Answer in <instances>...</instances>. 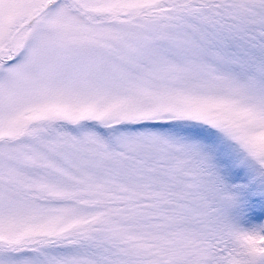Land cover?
Masks as SVG:
<instances>
[{
    "label": "snow or ice",
    "instance_id": "obj_1",
    "mask_svg": "<svg viewBox=\"0 0 264 264\" xmlns=\"http://www.w3.org/2000/svg\"><path fill=\"white\" fill-rule=\"evenodd\" d=\"M0 264H264V0H0Z\"/></svg>",
    "mask_w": 264,
    "mask_h": 264
}]
</instances>
